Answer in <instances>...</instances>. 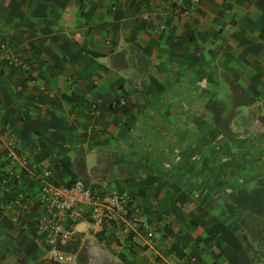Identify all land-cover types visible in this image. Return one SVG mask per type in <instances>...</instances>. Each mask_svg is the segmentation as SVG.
<instances>
[{
    "label": "crops",
    "instance_id": "0c3cea01",
    "mask_svg": "<svg viewBox=\"0 0 264 264\" xmlns=\"http://www.w3.org/2000/svg\"><path fill=\"white\" fill-rule=\"evenodd\" d=\"M174 3L0 0L29 62L0 66V264H57L40 189L75 182L74 264H264V0Z\"/></svg>",
    "mask_w": 264,
    "mask_h": 264
},
{
    "label": "built area",
    "instance_id": "2783aa9c",
    "mask_svg": "<svg viewBox=\"0 0 264 264\" xmlns=\"http://www.w3.org/2000/svg\"><path fill=\"white\" fill-rule=\"evenodd\" d=\"M188 4H185V2ZM201 0H175V7L179 13L188 14L190 9L199 6ZM16 68H26L28 59L22 56L16 49L8 44H0V66L2 64ZM1 112V110H0ZM15 175L10 169H0V187L6 190L14 184ZM81 182H75L68 186H57L55 184H44L40 189L41 199L45 203V213L40 219V228L46 236L49 246V260L57 264H74L73 257L62 251L59 245L65 242L67 234L64 231V222L70 217H79V199L83 189ZM26 194H20L16 203L24 206ZM117 201L125 210V216H131L136 222H139V211L129 205L123 194L116 196ZM102 209L105 206H101ZM142 227L148 230L150 236H154L155 230L144 222L140 223ZM190 264H195L194 262Z\"/></svg>",
    "mask_w": 264,
    "mask_h": 264
},
{
    "label": "trees",
    "instance_id": "16d2710c",
    "mask_svg": "<svg viewBox=\"0 0 264 264\" xmlns=\"http://www.w3.org/2000/svg\"><path fill=\"white\" fill-rule=\"evenodd\" d=\"M142 1H143V0H142ZM211 235H212V233H210V236H209L210 238H211Z\"/></svg>",
    "mask_w": 264,
    "mask_h": 264
}]
</instances>
